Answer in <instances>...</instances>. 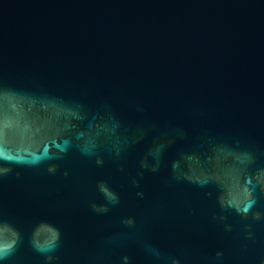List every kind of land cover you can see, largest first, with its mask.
Wrapping results in <instances>:
<instances>
[{
  "label": "water",
  "instance_id": "95a60500",
  "mask_svg": "<svg viewBox=\"0 0 264 264\" xmlns=\"http://www.w3.org/2000/svg\"><path fill=\"white\" fill-rule=\"evenodd\" d=\"M0 264H264V0H0Z\"/></svg>",
  "mask_w": 264,
  "mask_h": 264
}]
</instances>
